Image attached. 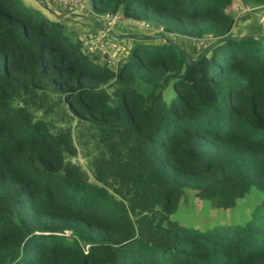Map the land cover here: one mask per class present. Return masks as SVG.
Returning a JSON list of instances; mask_svg holds the SVG:
<instances>
[{
  "label": "trees",
  "instance_id": "1",
  "mask_svg": "<svg viewBox=\"0 0 264 264\" xmlns=\"http://www.w3.org/2000/svg\"><path fill=\"white\" fill-rule=\"evenodd\" d=\"M90 2L211 39L190 58L145 36L112 67L58 16L0 0V264H264V198L238 226L168 218L184 189L218 208L264 194V23L234 37L232 0Z\"/></svg>",
  "mask_w": 264,
  "mask_h": 264
},
{
  "label": "rangeland",
  "instance_id": "2",
  "mask_svg": "<svg viewBox=\"0 0 264 264\" xmlns=\"http://www.w3.org/2000/svg\"><path fill=\"white\" fill-rule=\"evenodd\" d=\"M26 5H30L33 7H38L34 5L30 0H22ZM34 1V0H33ZM49 9H54L59 11L54 5H52L48 0H45ZM87 4H91L90 0H85ZM40 6V5H39ZM264 6V4H263ZM41 7V6H40ZM261 6H248L244 5L240 0H232L231 4L226 8V11L231 14L233 18V24L231 27V34L234 37H240L247 33H255L256 29L252 28L254 24H263L264 23V7L259 8ZM43 14L50 15L45 9H41ZM66 22H69V26L66 27L74 33H78L76 28L83 27L84 30L88 31V27L90 25H75L72 18L75 14H78V11H66ZM90 15H87V18ZM49 17V16H48ZM86 23H91L89 19H84ZM146 21V20H142ZM148 22V21H146ZM151 25H155L156 23L149 22ZM113 32L116 30L118 32H126V33H134L139 37H145L148 35L147 30L144 28L138 27H129L125 23L124 18H120L117 23L112 26ZM96 30L91 27L90 32H95ZM254 35V34H253ZM169 37L172 41L177 43V45L183 49L185 53L188 54L190 58H194L199 51H201L208 43L209 39L203 38L205 45L201 43V40L196 41L188 37L182 36H174L170 34ZM117 40V39H116ZM110 43L117 42L121 45L124 50L122 52V56L120 58H124L127 54L128 49L138 43L139 41L125 38L121 40L115 41L112 37H109ZM150 43H160L165 42L162 39H151L148 40ZM112 58V57H111ZM118 59L113 58V60L108 59L109 66L115 67ZM172 89L171 86H167L163 91V97L168 102L172 97ZM39 114V112L35 113V115ZM64 119L59 120V124L63 122ZM75 124V119H72L70 123V127L72 126L70 132L73 141L75 142L76 147V155L73 158V161H77L81 164L82 168L87 172L90 180L91 173L88 169L86 162V155L84 154V149L81 148L77 142V132L74 129L73 125ZM264 198V194L258 190L256 187L251 186L249 191L244 194L242 197H239L235 200V203L230 208H218L213 206L209 199H201L195 195L193 190L184 189L183 195L178 203L176 209L169 214L168 218L172 221H175L181 226L186 228H193L197 230H204L207 228H211L214 226H238L244 224L247 220L250 219L254 209L257 207L261 199Z\"/></svg>",
  "mask_w": 264,
  "mask_h": 264
},
{
  "label": "built area",
  "instance_id": "3",
  "mask_svg": "<svg viewBox=\"0 0 264 264\" xmlns=\"http://www.w3.org/2000/svg\"><path fill=\"white\" fill-rule=\"evenodd\" d=\"M56 8L66 13V11H80L86 8L85 0H49ZM90 6V5H89ZM90 8V17L93 23L99 22V26L95 32H91L85 38L81 39L82 44L85 46L88 52H98L101 55L103 54V58L106 62L108 59L113 60L112 51H123L124 48L119 45L117 42L110 43L109 37H112V26L118 22V20L122 17L118 11L111 12L106 11L101 14L95 13ZM123 18V17H122ZM125 23L129 25V27H138L144 28L147 31L152 33H164L161 25L155 24L151 25L149 22L141 21V20H133L130 18H124ZM165 34V33H164ZM207 39H211L210 35L205 37ZM115 41V38L112 37ZM194 40V39H193ZM201 40L203 46L205 45L202 39H197L196 41ZM112 57V58H111ZM68 234V231L64 232Z\"/></svg>",
  "mask_w": 264,
  "mask_h": 264
},
{
  "label": "crops",
  "instance_id": "4",
  "mask_svg": "<svg viewBox=\"0 0 264 264\" xmlns=\"http://www.w3.org/2000/svg\"><path fill=\"white\" fill-rule=\"evenodd\" d=\"M34 5H36V6H38L37 8H41V9H43V7H40L39 6V4L38 3H40V2H35V1H33V0H30ZM45 1V0H44ZM49 1V0H48ZM50 2V1H49ZM45 3H46V1H45ZM51 3V2H50ZM52 4V3H51ZM86 4V8L85 9H83V10H80V11H78V14H75L74 15V17L72 18V20H73V22L75 23V25H78L79 23L80 24H82V25H90V27H88V31L87 30H84L83 29V27L81 28V27H79V29L78 28H76V30H77V32L78 33H76V35L78 36V38L81 40V39H83V38H85L88 34H90L91 32H90V28L91 27H93L95 30L98 28V25H96L95 23H93L92 22V19H91V17L89 16L88 18H87V15H90L89 13H90V6H89V4H87V3H85ZM47 5V4H46ZM53 5V4H52ZM56 7V6H55ZM46 11V10H45ZM52 11L55 13V15H52L51 13H49L48 11H46V12H48L50 15H47V16H49V18H54V16H58L59 18H61L63 21H64V23H65V25H67V26H69V22L67 21L66 22V20H67V18H66V14L64 13V12H62L61 10H59V11H57V10H54V9H52ZM84 19H89L90 21H91V23H86L85 22V20ZM70 27V26H69ZM114 33H126V32H118V31H114ZM147 33H148V35L149 34H151L149 31H147ZM82 41V40H81ZM85 47V46H84ZM123 52V51H122ZM122 52L121 51H112V55H113V58H116V59H121L120 57L122 56ZM100 54V53H99ZM101 55V54H100ZM101 57H103V54L101 55Z\"/></svg>",
  "mask_w": 264,
  "mask_h": 264
},
{
  "label": "water",
  "instance_id": "5",
  "mask_svg": "<svg viewBox=\"0 0 264 264\" xmlns=\"http://www.w3.org/2000/svg\"><path fill=\"white\" fill-rule=\"evenodd\" d=\"M34 1L42 3V5L46 11H48L52 15H55V13L51 9L48 8V6L46 5L44 0H34ZM99 24H100L99 22L96 23V25H98V26H99ZM112 37L117 39V40H121V39H125V38H131V39H134L137 41L145 40L144 37H139L134 33H112ZM147 37L155 38V39H162L164 41L167 40V36L164 33H152V34L147 35ZM204 53H206V50L202 51V54H204Z\"/></svg>",
  "mask_w": 264,
  "mask_h": 264
},
{
  "label": "clouds",
  "instance_id": "6",
  "mask_svg": "<svg viewBox=\"0 0 264 264\" xmlns=\"http://www.w3.org/2000/svg\"><path fill=\"white\" fill-rule=\"evenodd\" d=\"M166 35V34H165Z\"/></svg>",
  "mask_w": 264,
  "mask_h": 264
}]
</instances>
